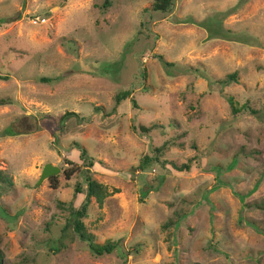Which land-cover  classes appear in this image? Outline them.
Here are the masks:
<instances>
[{
  "label": "rangeland",
  "instance_id": "obj_1",
  "mask_svg": "<svg viewBox=\"0 0 264 264\" xmlns=\"http://www.w3.org/2000/svg\"><path fill=\"white\" fill-rule=\"evenodd\" d=\"M110 1L0 0L2 264H264V0ZM75 143L115 190L82 220L111 254L59 242Z\"/></svg>",
  "mask_w": 264,
  "mask_h": 264
},
{
  "label": "trees",
  "instance_id": "obj_2",
  "mask_svg": "<svg viewBox=\"0 0 264 264\" xmlns=\"http://www.w3.org/2000/svg\"><path fill=\"white\" fill-rule=\"evenodd\" d=\"M152 5L151 9L152 11L156 12H165L168 11L174 0H151ZM111 4L110 0H104L103 2V7H109ZM166 66H171L170 63L168 62H163ZM236 79V74H230L227 76L226 79L220 80V83L227 84L229 81H234ZM131 92L130 91H122L119 92L116 95V104H119L121 101H124L129 98ZM133 102V100H131ZM227 102L230 107V112L232 115L236 116L240 114L241 111H244L245 109H248L246 105L238 106L237 102L235 101L233 96L228 95L227 96ZM97 110L101 108H96ZM249 110V109H248ZM253 113V112H252ZM74 112H65L60 118L59 121H63L65 118L69 116H74ZM142 131H148V128L140 127ZM62 132V130H59ZM5 134L8 135H13L15 132L10 128L6 131ZM76 149H78L79 152V160L82 163V166L85 170V182H86V191H85V198L83 203L80 205L79 208H74L71 207L69 210V217L66 220V223L64 227L62 228L61 235L59 237V242L60 245L63 246V240L68 239L69 242L73 241H79L81 243H84L87 245L89 248L90 252L95 255V256H102L106 254H111L114 251L119 250V245L117 242H113L110 240H107L103 243H97L94 240V237L92 234L88 233L85 229L84 223H83V218L86 217L87 215V210L88 206L90 204L91 199L93 198L96 203L98 204L99 207L102 206L104 200L110 196L115 190L113 189L112 191H108L107 187L96 180H94L90 174V168L93 166V159L89 156L87 150L80 146L78 143H75ZM144 161V163H146ZM174 167L177 170H189L190 168V162L189 164H182L181 166H176ZM78 170L77 167H72L70 169L64 170L63 174L66 179H70L72 175ZM51 185L53 187H56L57 184V179L56 177H50L49 178ZM0 184L5 185L7 187L12 186V180L11 178L6 175L5 172L0 171ZM75 191L77 193L82 192V188L79 186H76ZM122 258L125 260V257L127 253L121 254ZM0 264H2V253L0 251Z\"/></svg>",
  "mask_w": 264,
  "mask_h": 264
},
{
  "label": "water",
  "instance_id": "obj_3",
  "mask_svg": "<svg viewBox=\"0 0 264 264\" xmlns=\"http://www.w3.org/2000/svg\"><path fill=\"white\" fill-rule=\"evenodd\" d=\"M59 171V168L52 166L51 164H45L42 168L39 180L37 183H40L42 180H44L47 177H50L52 175L57 174Z\"/></svg>",
  "mask_w": 264,
  "mask_h": 264
}]
</instances>
